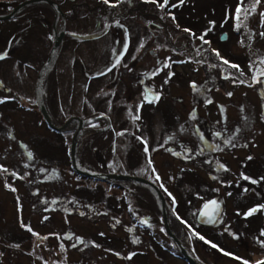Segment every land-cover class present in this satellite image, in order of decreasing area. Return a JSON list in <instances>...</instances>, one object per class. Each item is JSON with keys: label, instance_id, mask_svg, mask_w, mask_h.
<instances>
[{"label": "rangeland", "instance_id": "obj_1", "mask_svg": "<svg viewBox=\"0 0 264 264\" xmlns=\"http://www.w3.org/2000/svg\"><path fill=\"white\" fill-rule=\"evenodd\" d=\"M42 2L29 4L10 18H0V56H3L0 79L12 93L11 100L0 101V264H189L163 229L135 224V214L126 212L142 200L145 204V196L138 190L127 189L124 192L130 196L119 198L124 206L116 208L120 223L111 218L105 211L106 204L119 197L122 190L108 188L106 180L77 174L72 169L69 143L77 121H69L64 130L58 131L50 128L42 117L34 97V81L51 48L54 28L60 29L61 24V19L54 17L52 6ZM87 2L74 4L76 16L69 8L71 5H65L72 16L65 21L67 34L64 33L41 83V99L53 123L62 124L71 116L105 113L114 121V127L102 133L88 128L93 123L84 125L76 146L77 162L83 168L104 172L114 166V161H120L118 171L140 173L142 169L122 159L132 145L133 154L128 153L127 157L135 160L142 156L132 138L136 116H139L135 119L139 125L150 121L158 128L174 110L185 111L194 103H200V99H193L196 87L190 86L191 81L196 85L217 86L218 91L215 89L212 93L222 99L218 93L225 95L234 85L220 86L216 81L214 84L206 80L207 76L235 77L234 69L248 78L254 60L264 62V36L260 34L264 33V16L261 15L264 0L259 3L256 0H183L182 3L168 0L165 7L159 6L164 0H112L106 14L101 0ZM96 2L101 3V8H94ZM253 4L255 11L251 10ZM238 6L248 9L246 19L244 15L236 19ZM206 36L210 39L207 44ZM126 37L127 59L123 51ZM7 41H12L14 46L6 48ZM198 44H201L199 48ZM189 47L194 48V55L189 53ZM208 48L216 58L224 55L238 68L223 65L220 69V64L213 67L211 61L203 62L194 57ZM151 49L154 51L144 57L143 52L148 54ZM137 52H141L140 58L144 59H135ZM156 56H160L158 61ZM166 56L164 70L153 82L155 88L164 87L159 90L163 97L166 93L175 95L173 110L167 102L159 101L162 97L157 99L159 92L149 102L141 99L142 91L132 81L145 73L151 63L159 64ZM111 61L115 62L114 68L108 71ZM24 62L27 64L23 66ZM124 77L130 83L125 82ZM242 92L241 88L234 91V103L226 97L222 99L227 104L233 103L229 111L234 116L242 109L249 114L252 108L251 102L239 105ZM181 94L183 102L176 98ZM139 98L143 105L138 103ZM248 118L251 119L247 115L243 120ZM175 120L173 124L179 126ZM248 126L243 128L247 130L244 136L250 138L249 144H254L263 128H259L260 123L254 131ZM242 153L249 155L248 150ZM260 156V151L255 150L249 162L239 169L235 156L229 153L228 158H222V172L240 170L249 176L241 181L240 190L246 187L252 190L249 183L256 174L252 166L264 167ZM160 168L167 172L166 167ZM177 168L173 163V169ZM150 169L153 172L156 167L150 166ZM145 170L150 172L148 168ZM184 177L188 182L190 173ZM181 189L177 193L178 206L171 210L175 220V210L184 217L185 208L194 204L196 196L191 182ZM229 190H224L226 211L219 214L222 218L214 224L216 227L195 228V223L192 227L174 225V231L198 264H244L245 261L250 264L264 260V215L260 209L246 215L247 207L261 204L264 196L259 200H256L258 195L241 198L238 204L242 209L235 213L237 204L231 193L227 195ZM108 192L116 194L109 196ZM197 194L206 195L205 190ZM84 203L98 206H92V210ZM126 206L128 209H124ZM149 208L159 215L155 204ZM235 215L240 216L239 222ZM110 221L118 224L112 226ZM238 223L243 226L242 233L241 227L236 229ZM232 224L236 227H231ZM233 231H237L242 240L233 239L230 236ZM15 234L16 240L13 239Z\"/></svg>", "mask_w": 264, "mask_h": 264}, {"label": "flooded vegetation", "instance_id": "obj_2", "mask_svg": "<svg viewBox=\"0 0 264 264\" xmlns=\"http://www.w3.org/2000/svg\"><path fill=\"white\" fill-rule=\"evenodd\" d=\"M25 0H0V15L7 14L12 11V9L19 3L23 2ZM57 2L59 7L61 8L65 21H67L70 17L67 9L65 8V5L69 3L71 5L69 8L72 10L73 16H76V10L74 7V4H88L87 0H54ZM116 1V0H114ZM103 3V10L104 14L110 9L112 6V0H108L106 3L105 0H101ZM45 5L47 3L42 2ZM31 4V3H30ZM29 5V4H28ZM27 6V5H25ZM23 6L22 8H24ZM94 8L96 6H100L101 3L96 2L93 4ZM49 7V6H48ZM20 8L19 10H21ZM19 10L14 12L12 15H10L7 18H10L11 16H14ZM92 10V9H90ZM76 11V12H75ZM54 17H59L61 19V14L55 15V12L53 11ZM45 16V15H44ZM111 14L109 13V17ZM66 32V29L64 33ZM261 32V31H260ZM71 35H75L73 31H69ZM261 34V33H260ZM65 35V34H64ZM63 35V36H64ZM77 35V34H76ZM223 34H221V38H223ZM206 44L210 39L206 36ZM126 42L124 44V53L125 59H127V55L129 53V50H127V37L125 38ZM205 41V40H204ZM186 44V42H184ZM6 48H11L14 45L12 44V41H7ZM201 44H198L197 48L200 47ZM248 45V43L246 44ZM185 45L184 47H186ZM216 51L217 44L215 47ZM213 49V48H212ZM12 50V49H10ZM9 50V51H10ZM189 53L191 55H194L193 50L194 48L189 47L188 48ZM154 50L151 49L150 52L148 51V54L144 51V57L148 56L153 52ZM159 53V50H157ZM139 55L135 56V59H144V57L140 58L141 52H137ZM216 54H212V52L208 49H206L203 53H200L199 56H194L197 60L205 62L206 60L211 61V63L214 65L220 64L221 67L223 65L230 66L229 64H224L223 59L224 55L219 56L216 58ZM124 56V55H122ZM167 56L164 58L159 64L151 63L148 68H146L145 73L139 74L140 77H136L132 79L133 82L137 83L136 87H138L139 91H142V98L146 99V102H149V100L153 99L155 94L159 92V90H163L164 87H157L155 88L153 79L157 74L162 72L164 63L166 62ZM160 59V56H156V61ZM229 61V60H227ZM115 62L111 61L110 64H108V71L110 69L114 68L113 64ZM27 64V62L23 63V66ZM30 64V63H29ZM261 64V65H259ZM257 65H259L257 67ZM128 66V65H127ZM233 69V68H232ZM233 73L235 77H224V76H207L206 80H211V83H214L216 81V84L226 85L227 83H231L234 85V87H231L229 92L225 93V95H222L221 92L220 98L224 99L226 97L227 100L234 103V96L235 90H238L241 88L243 92L239 94V96L243 97L241 101L239 102V105L244 106L245 103L251 102L249 106L252 108L250 111H248L249 114L245 113L244 110H240L238 116L233 115L229 110L233 108L232 104H227L223 102L222 99H218L215 94L212 93V90H217V86H212L213 84H206V85H196L195 82L191 81V87H196V92L194 94L193 99H200V103H194L190 108H187L184 110H174L172 112V115L170 113L168 116H166L165 123L159 126L158 128L155 127L152 122L145 121L142 124H138V121H135L134 119V131H132V138L133 141L136 143L134 144V147H139L140 152L142 154L141 157H136L135 160L133 158H129L127 156L128 153L133 154V148L132 146L127 150L126 156L122 159H125L126 163L133 162L135 164L134 168L142 169L140 170V173H136L137 176L142 177L143 179L139 180H132V179H107L108 188H116L122 190L120 193V196L115 198V200H111L109 203L106 204V212L108 215L112 218L114 217L118 223H120V216H118L116 212V208H120V206H123L121 202H119V198L126 199L130 195L126 194L127 189H133L138 190L141 196H145L144 200L145 204L138 203L137 207L130 208V210H126V212H130L131 214L134 213L137 220H135L136 223H140L141 226H148L153 228H159L163 229L165 232V235L171 240V242H175V240L172 239V237L169 235L167 229L172 230L171 232L173 235L179 238V235L174 231L175 223H177V226H194L195 228L198 226L204 227V228H213L216 227L214 224L219 222L220 213L225 212L226 210V204L224 202V190L230 189L228 194H232L234 197L233 202L237 205H235V213L242 209L241 205L238 204L241 201V198H244L245 196H253L258 197L256 200L261 199V196H264V167L258 165H253L252 168L255 170L256 174H253L252 183H249L253 189L248 190L244 188L243 190H240V187L243 185L241 184V181L246 177L243 173L238 172L235 173H224L222 172L223 163L222 158H228L229 153L232 154L234 159H236V165L237 168L240 169L242 165L247 161L249 156L255 151H260V159H264V62L262 63L260 60L255 59L252 67H251V73L248 78H245L243 76H240L238 72L234 71ZM168 74L170 72L168 71ZM255 75V76H254ZM147 79V82L145 80ZM123 80L125 82L127 81V78L124 77ZM215 84V83H214ZM0 100L6 101L11 100L12 93H10V88L8 85H5L2 80L0 79ZM165 93V92H164ZM217 93V92H215ZM11 94V95H10ZM169 94V93H168ZM166 93V96L163 97L162 93L159 92L158 98L159 101L162 100V102H167L171 110H173L172 105L175 106V95L170 93L168 96ZM230 94V95H229ZM247 96H249V99H245ZM178 100L183 102V95L176 97ZM253 98V103H252ZM164 100V101H163ZM138 103L143 105V102L138 100ZM241 103V104H240ZM142 110V109H140ZM153 111V109H152ZM140 112V111H139ZM137 112V115L138 113ZM108 114V115H107ZM101 115V114H97ZM103 115H106L107 119L104 116H99L94 121H92L88 128L92 130V132H98L102 133L105 132V130L112 129L113 126V119L109 115V113H105ZM249 115L251 119H245L243 118L245 116ZM174 118L176 121H178L180 124L179 126H176L173 124ZM249 122L247 123L246 122ZM260 123L259 128H263V131L259 132V137H257L256 142L254 144H249L246 136H244L247 133L246 127L248 125L251 126V130L254 131L256 128V124ZM248 124V125H247ZM123 127V126H122ZM120 127V128H122ZM249 127V126H248ZM244 128V129H243ZM136 132V133H134ZM241 140V141H240ZM248 142V143H247ZM18 143H20V140H18ZM147 149V151H146ZM113 150V148L111 149ZM245 150L249 151V155H246L245 153L240 154V152H244ZM92 151V150H91ZM118 162L120 161H114V166L111 169H108L104 172H120L118 171ZM173 163L175 166H178L177 170L173 169ZM131 164V163H129ZM146 164H149L146 166ZM132 165V164H131ZM137 165H139L137 167ZM151 168H155L153 172L150 170ZM160 166L166 167L167 172L163 170V168H160ZM144 167V168H143ZM150 171H146L147 169ZM91 170L98 171L97 168H90ZM263 170V172H262ZM188 172V175L190 173L189 179H187L188 182H186L185 177ZM254 172V173H255ZM128 174V173H127ZM134 175V174H133ZM214 176V177H213ZM213 177V178H212ZM249 177V176H248ZM191 178V179H190ZM96 179V178H94ZM246 180V179H245ZM255 181V182H253ZM185 182V183H184ZM193 183L195 191L193 192L196 196L194 198V204L191 207L185 208L184 217L181 215L182 213L178 214L179 212L176 211V220L173 217V213H171L172 209H176L178 206L179 199L177 198V193L182 190L181 186H187V183ZM133 183V184H132ZM204 192L206 195H198L199 191ZM232 190V191H231ZM125 191V192H124ZM140 191H143L141 194ZM146 191V192H145ZM231 191V192H230ZM109 196H113L116 193L108 192ZM198 197H202L203 199L200 201L198 200ZM163 198V199H162ZM212 200L216 201L218 204V209L213 210V207L211 210H208L209 213H211L210 216H205L203 214H200L199 210L201 206L206 203L207 201ZM79 201V200H78ZM155 204L156 208L160 210V213L158 216L154 214V210H150L149 206ZM90 205V208L93 210L92 206H98V205H91L90 203H84ZM144 205V206H143ZM264 201L261 204H253L252 206H248L247 208L250 210L257 209L258 211H262L264 215ZM124 207V206H123ZM148 208V210H147ZM122 209V208H121ZM124 209H128L127 206ZM243 211V210H242ZM96 212V210H94ZM220 217V218H219ZM174 218V219H172ZM238 222L240 221V216L235 215V219ZM264 220V217H263ZM109 223V222H108ZM111 225L114 226L115 224L112 221H110ZM151 227V228H152ZM231 227H236L234 224L231 225ZM241 225L238 223V227L236 229H239ZM150 228V229H151ZM242 230V231H241ZM240 232H243V226L240 229ZM230 236L233 239L238 238L239 234L237 231H233L230 233ZM148 241L149 238L147 239ZM181 240V239H180ZM242 240L240 237L236 239V241ZM181 242L184 244V242L181 240ZM186 245V244H184ZM186 247V246H185ZM187 248V247H186ZM189 253L193 258L194 255L192 252L187 248ZM180 251V250H179ZM180 255L189 262L181 253ZM196 259V258H195ZM251 264V263H250Z\"/></svg>", "mask_w": 264, "mask_h": 264}, {"label": "water", "instance_id": "obj_3", "mask_svg": "<svg viewBox=\"0 0 264 264\" xmlns=\"http://www.w3.org/2000/svg\"><path fill=\"white\" fill-rule=\"evenodd\" d=\"M38 1H43L46 2L48 4H50L52 6V8L55 11V14H61V24H60V29H57L56 27L54 28V36H53V41L51 44V48L46 56V58L44 59V61L42 62L36 78H35V82H34V94H35V99H36V103L38 105V108L40 110V112L42 113V115L44 116L45 120L49 123V125L51 127H53L54 129L57 130H64L65 126L68 124L69 121L71 120H76L77 124H76V128L74 130V132L72 133L71 136V140H70V145H69V155H70V160H71V164L72 167L79 173H83L86 175H90L92 177H99V178H103V179H132V180H139V179H143L140 176L137 175H133V174H127V173H123V172H95V171H91L88 169H84L82 167H80L77 162H76V157H75V149H76V143H77V139L79 136V133L81 131V128L84 124L89 123L93 120H95L96 118H98L99 116H104L107 121L108 118L106 117V115H93V116H87L85 118H82L80 116H71L69 118H67L62 124L57 125L55 123H53L47 113V110L43 104V101L41 99V83H42V78L47 70V68L49 67V65L51 64V62L53 61V59L55 58L57 51L59 49L61 40L63 38L64 35V31H65V18H64V14L61 10V8L59 7V5L57 4V2H55L54 0H25L19 4H17L11 12L4 14V15H0V18L3 17H8L10 15H12L14 12H16L17 10H19L20 8H22L25 5H28L30 3H34V2H38ZM163 199V198H162ZM212 200L207 201L206 203H204L199 212L200 214H203L205 211L208 212V210L212 209V205L209 203ZM208 204L209 207L206 209L205 205ZM169 235L172 237L173 240H175L180 252L185 256V258L189 261L190 264H198L195 259L191 256V254L189 253V251L186 249V247L179 241V239H177L173 233L171 232L170 229H167ZM254 264H264V260L258 261Z\"/></svg>", "mask_w": 264, "mask_h": 264}, {"label": "snow or ice", "instance_id": "obj_4", "mask_svg": "<svg viewBox=\"0 0 264 264\" xmlns=\"http://www.w3.org/2000/svg\"><path fill=\"white\" fill-rule=\"evenodd\" d=\"M105 2L107 3L108 2V0H105ZM183 2V0H181V3ZM260 2V0H256V3H259ZM167 3H168V0H164V4H161V5H159L160 7H165L166 5H167ZM173 7H175V5H173ZM251 10L252 11H255V4H253L252 5V8H251ZM249 14V11H248V9H242L240 6H238L237 7V9H236V19L237 20H239L240 19V16L241 15H244V18L246 19L247 18V15ZM262 16H264V13H262L261 14ZM239 26V25H238ZM261 35L262 36H264V33H261ZM201 39H203V37H201ZM6 55V54H5ZM217 55H219V53H217ZM3 58V56H0V59H2ZM221 59L223 60V63L224 64H229V61H227L226 59H223L222 57H221ZM117 63H119V61H117ZM231 67H233V68H238V66L237 65H230ZM230 95V94H229ZM157 99H158V97H157ZM136 119H139V116H136L135 117ZM146 151H147V149H146ZM244 179H249L248 177H244ZM253 182H255V181H253ZM212 206H213V210H217L218 209V204H217V202L216 201H211V202H209ZM209 207V205L208 204H206L205 205V208L207 209ZM261 207H264V206H261ZM257 209H252V210H250L249 211V213H247L246 215H251L252 214V212H255ZM203 215H205V216H210L211 215V213H209V212H207V211H205L204 213H203ZM30 230V229H29ZM262 235H264V233H262ZM201 239H203V237H200ZM73 246H75V245H73ZM213 247H215V245H213ZM244 264H248V262H244Z\"/></svg>", "mask_w": 264, "mask_h": 264}, {"label": "trees", "instance_id": "obj_5", "mask_svg": "<svg viewBox=\"0 0 264 264\" xmlns=\"http://www.w3.org/2000/svg\"><path fill=\"white\" fill-rule=\"evenodd\" d=\"M260 31H261V30H260ZM66 34H67V32H66ZM0 101H1V100H0ZM40 113H41V112H40ZM73 171H74V170H73ZM88 220H90V219L88 218ZM95 221H97V220H95ZM96 223H97V222H96ZM16 235H17V234H15L14 237H13L14 240L17 239V238H16ZM128 250H130V248H128ZM132 255L134 256V253H133ZM132 255H131V256H132ZM126 256H127V254H126ZM133 256H132V257H133Z\"/></svg>", "mask_w": 264, "mask_h": 264}, {"label": "bare ground", "instance_id": "obj_6", "mask_svg": "<svg viewBox=\"0 0 264 264\" xmlns=\"http://www.w3.org/2000/svg\"><path fill=\"white\" fill-rule=\"evenodd\" d=\"M84 132V130H81L80 133L82 134Z\"/></svg>", "mask_w": 264, "mask_h": 264}]
</instances>
